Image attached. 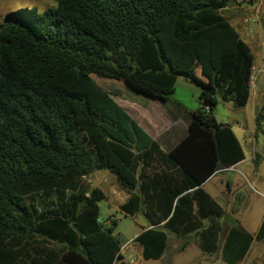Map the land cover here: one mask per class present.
I'll return each instance as SVG.
<instances>
[{"label": "trees", "instance_id": "trees-1", "mask_svg": "<svg viewBox=\"0 0 264 264\" xmlns=\"http://www.w3.org/2000/svg\"><path fill=\"white\" fill-rule=\"evenodd\" d=\"M233 1L57 0L43 14L7 16L0 25V264L122 258L116 220L100 217L106 194L82 183L102 171L128 195L120 206L126 217L143 204L153 220L135 239L146 261L164 256V229L194 234L205 254L222 248L225 264H241L264 241V218L256 233L238 223L225 233L224 209L202 188L245 160L232 127L215 116L220 102L245 107L252 95L255 55L227 15ZM181 76L201 87L200 106L188 111L187 135L169 151L94 80H117L164 104Z\"/></svg>", "mask_w": 264, "mask_h": 264}, {"label": "rangeland", "instance_id": "rangeland-1", "mask_svg": "<svg viewBox=\"0 0 264 264\" xmlns=\"http://www.w3.org/2000/svg\"><path fill=\"white\" fill-rule=\"evenodd\" d=\"M56 6L57 0H0V25L13 12L34 9L43 14L48 9L55 8ZM227 15L232 19L233 26L243 40L251 47L255 55V67L251 81V93L252 96H255L260 88V77H264V72H261V68H264V0H235ZM94 80L103 89L111 92L116 101L128 104L123 105V107L127 111L130 110L128 111L129 114L138 120L142 117L143 120L151 125L157 120L159 114H164V111L168 110L172 105H177V102H181L189 110H196L200 106L201 87L182 76L178 78L174 95L171 96L169 102L163 104V106L165 105L163 109L161 105L153 102L152 99L127 89L122 82L117 80H113L112 82L103 81L104 79L100 80L96 77H94ZM262 80L264 88V78ZM258 97L259 99L262 98V104L259 107L257 117L264 107V90ZM131 108L139 114V117ZM178 114V123L182 129H185V125H187L186 116L181 111ZM215 116L219 122L228 123L232 127L241 141L247 157L254 152L255 137L257 136L258 139L257 150L259 157L250 162L249 166H257L259 171L256 177H249V182L246 183L247 187L244 190L235 186L233 187V210H235L243 202L242 198L245 194L249 193L252 195L250 190L258 189L259 191H264V120L261 121V124H258L259 130L255 136L254 132L256 128L252 104H249L247 107H235L233 104L220 102L215 109ZM169 136V132L163 131L159 139L164 140ZM236 175L237 173L233 172L222 175L221 178L224 179L225 177H234ZM82 183L90 188H100L106 194L107 198L99 203L101 219L109 221V224L112 220H116L117 227L114 234L120 240L122 246L132 241V238L140 231V227L144 224L145 220L141 214L137 215L136 218L125 217L119 210V205L127 202L128 198L125 195L121 199H118L117 193L120 195L126 193L119 186L114 176L108 171H102L84 177ZM210 187L212 188L213 186L210 185ZM255 202L254 200H250V207L246 208L244 212V217L251 227L255 225L254 222L257 221L259 211L262 210V203L257 204ZM260 246L261 244H257L256 249L259 250ZM128 256H133L132 259H137L136 264H144V261L135 252H129ZM197 261L198 258L196 259L186 254L179 264H195ZM247 263L243 262L242 264ZM130 264H134V262Z\"/></svg>", "mask_w": 264, "mask_h": 264}, {"label": "crops", "instance_id": "crops-1", "mask_svg": "<svg viewBox=\"0 0 264 264\" xmlns=\"http://www.w3.org/2000/svg\"><path fill=\"white\" fill-rule=\"evenodd\" d=\"M231 23L233 25L232 19H231ZM261 69L264 70V68ZM262 70L261 72H264ZM263 78L264 77L262 76L260 77L261 82L259 85L260 88L258 90L257 95L255 96L251 95V99L249 103L245 106L247 107L249 104H252L253 106V119L255 121V128H256L254 132L255 136L257 135L259 130L256 117L259 111V107L262 104V98L259 99L258 96L261 95L264 90L263 80H262ZM116 102L129 114L128 111L130 110L127 111L123 107V105H128V104H123L122 102L119 101ZM153 102L157 103L158 105H161L162 109L165 106V105L163 106V104L158 100L154 99ZM177 103H178L177 105L176 104L175 106L172 105L168 110L164 111V114L162 115L159 114V117L157 118L156 121H154L153 125L147 123L145 120H143L142 117H140V120H138L137 118L129 114L151 137H153V139H155L161 145L164 151L171 150L187 135L188 124L190 121L188 111L190 110L181 102H177ZM233 106L235 105L233 104ZM131 109L135 112V114L137 113L133 108ZM180 111L183 112V114L186 116L185 118L187 119L186 120L187 125H185L186 127L185 129H182L178 123L179 120L178 112ZM137 116L139 117L138 113ZM163 131L169 132L170 136L165 138L164 140H160L159 137L163 133ZM257 143H258V139L256 136L253 153H251L248 157L245 154V160H243L239 164L229 169H225L223 171H219L215 173L202 186V188L213 198V200L225 211V215L223 218V222L226 224L225 233L228 229H230L232 226H234V224L236 225L237 223L243 226L248 231L252 233H256L264 218V191H259L258 189L250 190V192H252V195H250L249 193L245 194V196H243L242 198L243 202L241 203V205H238L236 209L233 210V187L235 186L238 188H242L244 190L245 187H247L246 183L249 182L250 179L249 177L251 176L256 177L259 171V168L257 166L255 167L249 166L250 162H252L253 160L259 157L257 150L258 147ZM244 153H245V149H244ZM233 172H236L237 175L234 177L228 176L227 178L225 177L224 179L221 178L222 175L230 174ZM210 185H212L213 187L211 188ZM125 195L126 198H128L127 194H124L122 196L124 197ZM250 200L256 201L255 203L257 204L262 203V210L259 211V216L257 218V221L254 222L255 225L252 227L249 225L247 219H245L244 217L245 215L244 212L246 208L250 207ZM122 204L119 205V210ZM139 214L142 215V218H144L145 222L143 225H141L140 231L132 238V240H134V244L128 247L126 250H123V246H122V250H121L122 258L117 260L115 264H130L133 262L134 264H136L137 259H132L133 256H128L129 252L131 251L135 252L144 261V264H179L182 262L183 256L186 254L188 256H193L196 259L198 258V261L195 264H225L222 260V248H220L219 251L213 255L203 253L195 242L194 234H190L186 237H178L170 230L164 229V226L167 222L166 219L162 220L161 224L159 225V228L164 229V231L168 234V238H169L168 246L164 256L160 260H155V261L144 260L142 256V248L137 242H135V239L145 230L154 228L155 226H153V220L147 215L145 211V205L142 204L141 210L132 218H136L137 215ZM185 243L187 244V246L185 249H182V246ZM257 244H261L260 246L261 248L259 250L256 249ZM244 262H248L247 264H264V241L261 243L254 244V246L250 250L248 257Z\"/></svg>", "mask_w": 264, "mask_h": 264}, {"label": "built area", "instance_id": "built-area-1", "mask_svg": "<svg viewBox=\"0 0 264 264\" xmlns=\"http://www.w3.org/2000/svg\"><path fill=\"white\" fill-rule=\"evenodd\" d=\"M253 70H254V69H253ZM252 76H253V74H252ZM252 78H253V77H252ZM117 197H118V199H121L123 196L120 195L119 193H117ZM101 220H103V219H101ZM103 221H106V220H103ZM106 222H107V221H106ZM107 225H109V221L107 222ZM133 244H134V240L128 242L125 246H123V250H126L128 247L132 246Z\"/></svg>", "mask_w": 264, "mask_h": 264}]
</instances>
